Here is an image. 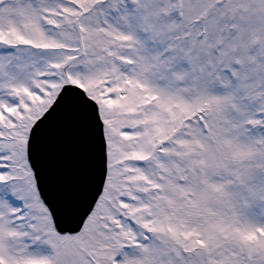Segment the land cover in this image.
<instances>
[{
	"label": "snow or ice",
	"instance_id": "6c2138e0",
	"mask_svg": "<svg viewBox=\"0 0 264 264\" xmlns=\"http://www.w3.org/2000/svg\"><path fill=\"white\" fill-rule=\"evenodd\" d=\"M0 264H264V0H0Z\"/></svg>",
	"mask_w": 264,
	"mask_h": 264
}]
</instances>
